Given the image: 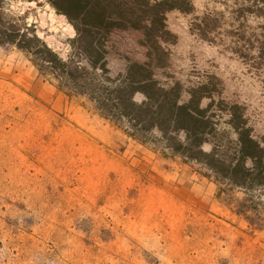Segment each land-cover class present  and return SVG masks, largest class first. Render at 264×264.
<instances>
[{
  "label": "rangeland",
  "instance_id": "obj_1",
  "mask_svg": "<svg viewBox=\"0 0 264 264\" xmlns=\"http://www.w3.org/2000/svg\"><path fill=\"white\" fill-rule=\"evenodd\" d=\"M190 1L191 12L167 13L168 65L159 77L212 80L264 133L262 5ZM38 2L5 7L66 59L75 31ZM140 37L113 34V73L127 58L146 60ZM198 169L127 137L0 46V264H264V231L236 215Z\"/></svg>",
  "mask_w": 264,
  "mask_h": 264
},
{
  "label": "trees",
  "instance_id": "obj_2",
  "mask_svg": "<svg viewBox=\"0 0 264 264\" xmlns=\"http://www.w3.org/2000/svg\"><path fill=\"white\" fill-rule=\"evenodd\" d=\"M7 1L0 0V46L14 47L59 90L85 98L127 137L197 166L216 183L218 196L224 193L228 204L234 202L236 215L251 229L264 231V133L251 122L248 108L227 101L212 80L159 77L168 65L167 13L191 12L190 0H43L75 31L66 59L24 15L7 11ZM258 2L264 16V0ZM123 31L141 34L138 43L146 48V60L127 58L113 73L108 64L112 36ZM234 192L242 197L234 198Z\"/></svg>",
  "mask_w": 264,
  "mask_h": 264
}]
</instances>
